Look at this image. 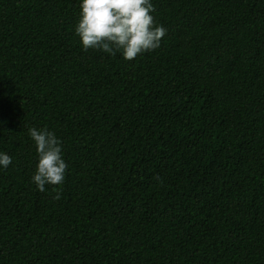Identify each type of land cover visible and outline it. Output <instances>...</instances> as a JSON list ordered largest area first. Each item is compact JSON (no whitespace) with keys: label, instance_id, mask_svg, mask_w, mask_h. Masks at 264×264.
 Segmentation results:
<instances>
[{"label":"trees","instance_id":"1","mask_svg":"<svg viewBox=\"0 0 264 264\" xmlns=\"http://www.w3.org/2000/svg\"><path fill=\"white\" fill-rule=\"evenodd\" d=\"M81 3L0 0V264H264V0H151L130 61L83 50Z\"/></svg>","mask_w":264,"mask_h":264},{"label":"clouds","instance_id":"2","mask_svg":"<svg viewBox=\"0 0 264 264\" xmlns=\"http://www.w3.org/2000/svg\"><path fill=\"white\" fill-rule=\"evenodd\" d=\"M153 11L151 0H82L75 34L84 51L102 50L113 56L121 52L125 60H134L157 49L167 34L166 28L156 24ZM29 135L38 155L33 182L40 192L46 191V185L58 188L68 168L62 157V141L46 128L32 127ZM11 162L9 155L0 152V166L7 168ZM60 197L57 191L53 199Z\"/></svg>","mask_w":264,"mask_h":264}]
</instances>
